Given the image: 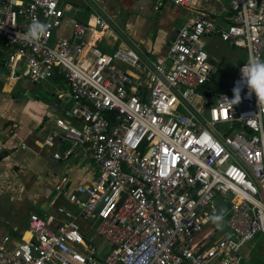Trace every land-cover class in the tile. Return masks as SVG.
<instances>
[{
    "label": "built area",
    "instance_id": "obj_1",
    "mask_svg": "<svg viewBox=\"0 0 264 264\" xmlns=\"http://www.w3.org/2000/svg\"><path fill=\"white\" fill-rule=\"evenodd\" d=\"M167 3L190 0H154L153 8ZM66 7L67 0H0V46L11 76L23 69L36 84L57 76L67 83L69 115L79 123L56 116L59 132L46 143L67 144L56 160L79 151L95 178L70 185L62 176L54 191L75 210L57 206L58 219L30 214V236L14 246L0 235V264H241L245 245L264 234V104L246 86L239 103L224 98L233 99L243 65L264 60V0H230L221 22L193 13L169 43L167 63L137 43L110 52L90 44L88 33L107 27L99 15L55 39ZM33 23L47 30L29 42ZM213 35L246 53L216 92L206 87L218 72L205 40ZM221 209L217 228L211 217ZM83 217L109 248L82 233Z\"/></svg>",
    "mask_w": 264,
    "mask_h": 264
},
{
    "label": "crops",
    "instance_id": "obj_2",
    "mask_svg": "<svg viewBox=\"0 0 264 264\" xmlns=\"http://www.w3.org/2000/svg\"><path fill=\"white\" fill-rule=\"evenodd\" d=\"M229 2L190 0L188 7L167 3L160 10H155L154 0H67L63 24L54 31L53 37L67 39L74 21L92 23L94 16L99 15L106 21L107 27L94 33L90 31L87 35L90 44L95 43L101 50L110 52L118 45L137 43L143 53L159 63H167L169 43L193 13L202 12L221 22L228 14ZM6 50L7 47L2 44L0 196L7 195L8 203L0 208V235H10V246H14L22 236L24 239L29 238L30 214L35 213L40 217L53 215L58 219L57 206L75 210L73 205L59 198L54 191V184L62 176L69 177L70 185L91 184L95 169L91 161L82 157L79 151H75L67 160L54 159V152H62L67 148V144L59 138L55 137L50 145L46 143L49 136L59 132L54 125L56 116L73 124L79 123L78 117L69 115L75 109V102L69 94L67 83L57 76L36 84L21 75L22 69L18 71V77L11 76ZM215 61L217 64L216 58ZM54 106L58 109L52 115ZM64 161L65 164H60ZM86 220L90 225L92 221Z\"/></svg>",
    "mask_w": 264,
    "mask_h": 264
},
{
    "label": "rangeland",
    "instance_id": "obj_3",
    "mask_svg": "<svg viewBox=\"0 0 264 264\" xmlns=\"http://www.w3.org/2000/svg\"><path fill=\"white\" fill-rule=\"evenodd\" d=\"M208 51L214 58L218 60V72L212 80L207 84V87L212 91H224L229 85V81L233 74V69L240 63L245 61L246 53L241 47L222 42L217 36L213 35L206 39ZM21 73L26 76L25 70H21ZM61 163H66L60 162ZM63 164V165H64ZM7 195L0 196V208H3L8 202ZM91 222V220H90ZM80 229L87 238L94 242L103 249L109 248L107 244H103L101 238L95 233L94 226H91L86 218H82L79 221ZM242 263L241 264H264V234H260L255 237L253 241L245 245L241 252Z\"/></svg>",
    "mask_w": 264,
    "mask_h": 264
},
{
    "label": "clouds",
    "instance_id": "obj_4",
    "mask_svg": "<svg viewBox=\"0 0 264 264\" xmlns=\"http://www.w3.org/2000/svg\"><path fill=\"white\" fill-rule=\"evenodd\" d=\"M46 30V25L33 23L24 38L29 42H35ZM245 86L248 89L249 96L254 93L257 97V103L264 104V60L252 57L247 65H243L241 68V77L233 88V99L229 101L227 98H224L228 104L232 106L241 101L240 91ZM225 213L226 210L221 209L219 214H213L211 217L212 222L217 228L222 226Z\"/></svg>",
    "mask_w": 264,
    "mask_h": 264
},
{
    "label": "water",
    "instance_id": "obj_5",
    "mask_svg": "<svg viewBox=\"0 0 264 264\" xmlns=\"http://www.w3.org/2000/svg\"><path fill=\"white\" fill-rule=\"evenodd\" d=\"M257 1L260 2V0H257ZM205 94H206L207 96H209L210 93H209V92H205ZM8 129H10V128L8 127ZM8 129H7V130H8Z\"/></svg>",
    "mask_w": 264,
    "mask_h": 264
},
{
    "label": "trees",
    "instance_id": "obj_6",
    "mask_svg": "<svg viewBox=\"0 0 264 264\" xmlns=\"http://www.w3.org/2000/svg\"><path fill=\"white\" fill-rule=\"evenodd\" d=\"M206 87H207V85H206ZM208 88V87H207ZM222 91V90H221Z\"/></svg>",
    "mask_w": 264,
    "mask_h": 264
}]
</instances>
